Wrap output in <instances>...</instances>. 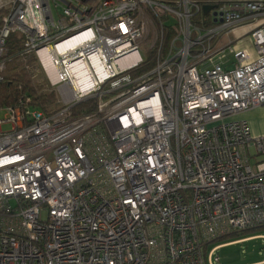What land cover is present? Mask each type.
<instances>
[{
    "label": "built area",
    "instance_id": "built-area-1",
    "mask_svg": "<svg viewBox=\"0 0 264 264\" xmlns=\"http://www.w3.org/2000/svg\"><path fill=\"white\" fill-rule=\"evenodd\" d=\"M259 19L256 59L214 60ZM12 35L59 107H0V264H215L264 226V136L233 119L264 104V0H0V83Z\"/></svg>",
    "mask_w": 264,
    "mask_h": 264
},
{
    "label": "rangeland",
    "instance_id": "rangeland-1",
    "mask_svg": "<svg viewBox=\"0 0 264 264\" xmlns=\"http://www.w3.org/2000/svg\"><path fill=\"white\" fill-rule=\"evenodd\" d=\"M250 26H243L237 29V32L233 33L231 36H226L224 40L225 43H231V41H235L237 35H242V38L234 44V51L246 50L250 54H252L253 59L258 57L257 50L254 45L253 38L251 33L247 36H244L248 33ZM244 36V37H243ZM241 37V36H240ZM223 45V44H222ZM143 52V51H142ZM144 53V52H143ZM28 60V63L33 64V59ZM33 59V60H32ZM39 64V61L37 62ZM37 70H22L23 63L19 62L18 59L9 66L7 72V78L12 75H15L19 71L27 70L28 77L32 80L33 86L36 88L37 94L41 93H50L54 92L56 95V102L48 107V110H53L59 107V95L55 86L51 85V82L45 72V70L41 66H36ZM24 69V68H23ZM233 119H244L247 120L252 135L254 137L264 136V104L258 106L256 108L250 109L246 112L240 113L236 115ZM11 129L10 124H5L2 126V130L8 131ZM252 162H254V158H252ZM259 230L247 232L241 234L239 236H234L230 241H215L210 243L209 249L213 246L223 244L215 253L216 256H219V261H215V264H255L261 261H264V237H255L258 235H264V227H258ZM242 232V231H241ZM254 237V238H251ZM244 238H249L246 240L238 241Z\"/></svg>",
    "mask_w": 264,
    "mask_h": 264
},
{
    "label": "trees",
    "instance_id": "trees-1",
    "mask_svg": "<svg viewBox=\"0 0 264 264\" xmlns=\"http://www.w3.org/2000/svg\"><path fill=\"white\" fill-rule=\"evenodd\" d=\"M9 54L8 57H14L17 59L22 52L21 46L18 41L17 35H12L8 41ZM153 65V62H147L135 69L136 73H141L149 70ZM22 70H25L22 68ZM27 72V70H26ZM25 71H19L15 75L6 78L4 82L0 83V107L14 106L18 103L19 99L24 95H30L32 97V104L41 109H48L56 102V95L54 92L37 94L35 86H33L32 80L28 77ZM96 99H88L74 106L73 113L75 115L88 113L95 109ZM264 227V226H263ZM259 228L249 229L242 232H236L227 236L219 238L217 241H230L234 236L256 231ZM227 242V241H226Z\"/></svg>",
    "mask_w": 264,
    "mask_h": 264
},
{
    "label": "crops",
    "instance_id": "crops-1",
    "mask_svg": "<svg viewBox=\"0 0 264 264\" xmlns=\"http://www.w3.org/2000/svg\"><path fill=\"white\" fill-rule=\"evenodd\" d=\"M260 19L259 20H251L248 22H244L241 23L237 26H235L229 33H225L221 36H219L215 41H214V48L218 51V56H216L214 58V60H218L219 59V54L220 56H223L222 61L224 63V67L226 68H232L233 67V62H234V56H233V46L235 43H237L241 38L242 35H237L235 41H231V43H225L224 40L226 39V36H231L233 33L237 32V29L243 26H250V29L248 31V33L244 36H247L251 33V31L259 24ZM241 36V37H240ZM243 36V37H244ZM223 44V45H222ZM231 47V48H230ZM224 50V52H220V50ZM220 52V53H219Z\"/></svg>",
    "mask_w": 264,
    "mask_h": 264
},
{
    "label": "water",
    "instance_id": "water-1",
    "mask_svg": "<svg viewBox=\"0 0 264 264\" xmlns=\"http://www.w3.org/2000/svg\"><path fill=\"white\" fill-rule=\"evenodd\" d=\"M211 8L212 6H208V5L204 6V13H208Z\"/></svg>",
    "mask_w": 264,
    "mask_h": 264
},
{
    "label": "bare ground",
    "instance_id": "bare-ground-1",
    "mask_svg": "<svg viewBox=\"0 0 264 264\" xmlns=\"http://www.w3.org/2000/svg\"><path fill=\"white\" fill-rule=\"evenodd\" d=\"M48 70L53 73L55 72V67L54 66H48Z\"/></svg>",
    "mask_w": 264,
    "mask_h": 264
}]
</instances>
